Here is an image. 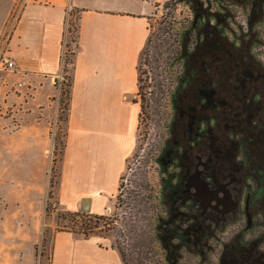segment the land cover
<instances>
[{"label": "rangeland", "instance_id": "rangeland-1", "mask_svg": "<svg viewBox=\"0 0 264 264\" xmlns=\"http://www.w3.org/2000/svg\"><path fill=\"white\" fill-rule=\"evenodd\" d=\"M175 1L155 4L158 7L149 18L150 33L157 31L160 22L162 26L170 23L174 31L183 33L191 22L217 34L229 105L246 94V101H250L247 119L258 136L246 139L229 135L233 152L225 165L203 171L204 162L199 160L198 171L184 190L179 186L165 197L158 185L162 176L156 157L169 140L162 127L164 109L159 108L158 115H151L138 127L134 153L106 216L109 224L110 220L115 222L107 226L106 220L92 221L96 227L93 233L113 234L116 248L123 251L127 261L138 252L149 253L153 247L163 262L167 251L158 236L167 232L165 243H171L170 255L177 264H264V8L260 12L258 7H241L227 0H190L174 10ZM17 2H13L0 33V86L5 88L0 87V264H49L51 235L83 224L81 219L65 215L55 192L65 146L69 89L67 74L62 72L48 131L41 120L24 115L31 112L23 103L30 93L28 85L15 76V70L5 68L12 60L9 40L15 24L14 9L18 12L23 4L19 1L17 8ZM76 29L77 17L73 15L64 42L74 53ZM192 43L190 40V51ZM67 61H73L70 54ZM162 66L158 74L163 73ZM174 69L181 73L180 66ZM184 76L185 85L189 79ZM208 126L207 134L211 135L214 120H209ZM194 127L190 132L199 138ZM257 144L263 146L259 153ZM168 159L169 154L163 161ZM167 203L176 208L174 219L165 212ZM159 223H163L161 230L157 229Z\"/></svg>", "mask_w": 264, "mask_h": 264}, {"label": "crops", "instance_id": "crops-1", "mask_svg": "<svg viewBox=\"0 0 264 264\" xmlns=\"http://www.w3.org/2000/svg\"><path fill=\"white\" fill-rule=\"evenodd\" d=\"M22 1L9 54L15 76L30 92L23 103L31 112L24 115L41 120L47 131L60 93L67 10L77 17L55 192L63 211L108 216L136 145L137 67L150 34L149 18L161 0ZM13 2L0 0V33ZM49 264H122V259L113 234L85 237L64 230L51 235Z\"/></svg>", "mask_w": 264, "mask_h": 264}, {"label": "trees", "instance_id": "trees-1", "mask_svg": "<svg viewBox=\"0 0 264 264\" xmlns=\"http://www.w3.org/2000/svg\"><path fill=\"white\" fill-rule=\"evenodd\" d=\"M189 1L176 0L173 2L174 10L179 4ZM227 1L240 4L241 7H258L260 12H263L264 8V0ZM169 4L170 1L164 7L166 8ZM157 7L158 5H154V9ZM191 24L190 22V29L183 30L182 33L179 30L174 31L170 23L162 26L160 22L157 31L149 34L137 67L135 103H138L140 107L138 127L151 115H158L159 108L164 109L162 127L169 141L165 142L160 154L156 157V164L159 175L162 176L158 185L165 197L173 194L179 186L181 190H184L189 178L198 171L199 160L204 162L203 171L212 167L217 170L225 165L233 152V142L229 139V135L236 134L246 139H256L258 136L247 119V106L250 101H246L248 99L246 94L238 97L234 105H229L230 100L226 90L229 85L222 80L220 39L211 30ZM191 27L195 29V35L192 34ZM77 31L78 25L75 39H77ZM190 40H193L191 51ZM74 43L76 47V40ZM69 52L73 57L74 51ZM160 64L163 65V73L158 74ZM62 66L61 71L67 74L69 89L71 79L68 72L72 62L67 61L66 58ZM178 66L181 67L180 74L179 70L174 69ZM144 67L146 69H143ZM190 74L193 75L191 79ZM183 76L189 79L185 85ZM211 76H215L214 80H210ZM211 86H214V89ZM210 92H212L211 96L208 95ZM67 93L69 98V90ZM211 119L214 120L215 126L211 135H208V123ZM192 125L195 126L194 131L198 130L199 138L190 132ZM192 142L195 143L194 147H191ZM255 150L259 153L263 150V146L257 144ZM167 154L169 159L163 161ZM175 211L176 208L169 203L165 205V212L170 220L174 219ZM65 215L81 219L83 224L71 231L85 237L93 233L95 225L92 221L96 223L106 220L107 226L115 222L110 220L109 224L106 216L80 212L65 211ZM162 224L159 223L157 229L161 230ZM196 227L197 224L193 225V230ZM158 237L159 243L167 251L163 262L151 247L149 253L138 252L128 261L123 251L119 250L122 264H164V262L177 264L176 259L170 255L171 243L169 242L168 245L165 243L168 239L167 232L159 234Z\"/></svg>", "mask_w": 264, "mask_h": 264}, {"label": "built area", "instance_id": "built-area-1", "mask_svg": "<svg viewBox=\"0 0 264 264\" xmlns=\"http://www.w3.org/2000/svg\"><path fill=\"white\" fill-rule=\"evenodd\" d=\"M19 1L20 0H18V2H17V8H18V6L20 5V3H19ZM16 9V8H15ZM14 9V12L15 13H13V16H14V14L16 15L15 16V20H16V17H17V15H18V12L20 11H16ZM73 15H72V11L70 10V9H68L67 10V13H66V21H65V29H64V33L68 30V26H69V19H70V17H72ZM63 49H62V64H64L65 63V60H66V58H67V55H68V53H69V50H68V47H67V45H66V43L64 42V37H63ZM63 67V66H62ZM5 68H7V69H9V70H15L16 69V67H15V64H14V62L12 61V60H10V61H8V62H6L5 63ZM63 71H61V73H62ZM62 77H61V75H60V79H58V82H57V84H58V88L60 89L61 88V86H62Z\"/></svg>", "mask_w": 264, "mask_h": 264}]
</instances>
